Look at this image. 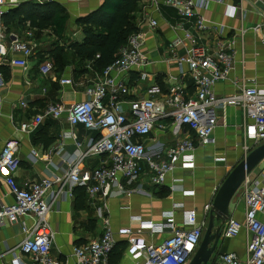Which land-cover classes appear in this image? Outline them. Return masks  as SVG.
Masks as SVG:
<instances>
[{
  "label": "built area",
  "instance_id": "obj_1",
  "mask_svg": "<svg viewBox=\"0 0 264 264\" xmlns=\"http://www.w3.org/2000/svg\"><path fill=\"white\" fill-rule=\"evenodd\" d=\"M59 1L74 3L83 0H36L38 4ZM262 1L254 0V3ZM149 3L154 11H158L160 6L170 7L180 18L194 20L193 27L199 35L214 34L211 45H200L193 35L184 32L182 37L176 38L169 46L171 52L178 48L184 49L183 57L173 55L170 61L176 64L181 74L186 66L194 93L186 95L180 86H175L169 95L160 100H125L129 95V87L121 77L152 64L144 52L145 34L139 31L127 39L126 45L119 50L108 67L95 75L93 80L80 83L81 86L87 85L85 101L73 104L67 110L57 104H48L40 115L22 124L20 132L28 134L45 118L57 120L65 116L69 125H81L86 130L99 132L100 136L96 139L89 138L83 144L75 142V153L65 160L67 170L63 176H58L55 173L57 168L48 162L50 170L55 172L40 182H27L23 188H19L14 180L20 164L16 156L18 143L10 140L4 144L0 152V180L6 184L14 202L9 206H0V227L4 222L14 223L22 217H29L33 221L29 229H22L25 237L17 248L18 254L26 257L28 261H20L17 254L12 252L11 264H62L50 256L53 234L47 217L58 200L72 197L74 188H83L90 199L100 197L107 200L109 197L123 194L120 179L131 183L139 178L142 171L141 161H145L147 165L149 183L152 186L163 185L167 175L177 168L193 170L195 142L201 146L215 143V111L218 109L232 107L243 113L244 159L253 147L264 144V89L251 84L242 76L233 80V93L218 97L213 91L217 84L229 81L234 69L236 42L239 41L241 46L243 45L246 30L240 28L235 37L225 38L224 26L209 22L200 14L207 11L212 4L223 5L227 18L238 16L243 25L248 14L243 6L244 0H240L235 6L225 5V0H149ZM16 5L14 1L0 0V64L9 57L11 66L25 68L34 46L12 35L8 37L9 43L5 44L7 37L2 26L3 15ZM145 21L148 30L156 29L157 22L145 14L138 20L140 30ZM250 30L264 46V21L253 25ZM87 68H90V65ZM52 69V64L46 62L40 66V73L47 76ZM140 73L141 81L149 78L147 74ZM59 84L71 86L73 82L60 80ZM2 86L0 73V88ZM156 92L158 90L152 88L151 93ZM24 105L21 104L22 107ZM165 120L170 121L172 125L187 128L195 135V140L185 139L178 142L165 152L164 161L157 163L146 155L143 144L137 139L148 136L159 122ZM249 144L253 146L250 147ZM89 157L103 159L90 178L86 179L81 177L80 165ZM29 159L35 163L36 153L31 152ZM257 169L258 174L253 176L251 173L247 176L239 189L244 209L242 221L229 218L220 231L222 239L236 238L242 231L246 234L244 259L226 254L212 264H264V161ZM90 181L92 184H89ZM175 188H171L173 192L176 191ZM210 210L211 204L206 205L203 213L207 216ZM106 214L107 206L103 203L96 209V218L102 224V234L97 240L72 250L74 264H109L110 254L115 246V234ZM163 219L165 223L155 225L136 217L131 218V222L139 225L138 232L147 231L154 235L164 233L166 228L170 229L171 235L156 247L147 246L141 240L132 238L133 232L130 229L119 232V235L129 237V256L135 264L190 263L207 226L205 220L199 221L196 211L184 212L180 224L182 230L176 231L173 214L166 213Z\"/></svg>",
  "mask_w": 264,
  "mask_h": 264
},
{
  "label": "crops",
  "instance_id": "obj_2",
  "mask_svg": "<svg viewBox=\"0 0 264 264\" xmlns=\"http://www.w3.org/2000/svg\"><path fill=\"white\" fill-rule=\"evenodd\" d=\"M2 1L16 2L17 5L13 8L26 2L37 3L36 0ZM102 2L103 0H83L74 3L64 1L56 3L68 16L64 35L66 44L82 41L80 30L75 26L76 20L97 10ZM239 2L240 0H225V5L235 6ZM243 6L248 12L243 25L238 16L227 18L223 5L212 4L207 11L200 12L207 21L225 27V38L235 37L240 28L246 30L243 45L241 46L239 41L236 42L234 69L229 81L214 86L213 91L218 97L233 93V80L242 76L251 84L264 89V46L250 30L253 25L264 21V0L256 4L254 0H244ZM139 10V21L146 14L157 22V27L153 31L148 30L147 21L140 30L145 34L144 52L147 53L152 64L138 70L139 72L134 70L127 76L121 77L129 87V95L125 100L144 98L160 100L169 95L175 86H180L186 95H192L194 86L187 74L186 66L183 67L181 74L176 64L170 61L173 55L183 57L185 51L183 48H178L171 52L169 46L176 38L182 37L184 32L193 35L200 45H211L214 34H197L193 27L194 20L180 18L170 7L160 6L158 11H154L149 0H142ZM4 34L7 37L5 44L9 43L8 37L12 35L34 46L32 56L27 60L25 68L11 66L9 57L0 64L3 79V86L0 88V152L7 141L14 140L18 143L16 156L20 164L14 180L19 188H23L27 182H40L55 172L50 170L48 162L57 168L55 173L58 176H63L67 170L65 160L75 153V142L83 144L89 138L96 139L100 136L99 132L86 130L81 125H69L65 116L57 120L45 118L28 134L19 130L22 124L40 115L48 104H57L67 110L73 104L85 101L84 93L87 85L81 86L80 83L84 80H93L98 72L91 67L87 68L89 64L82 63L68 50L59 53L64 60L61 68H58L55 62V59H58L56 49L65 48L67 45L59 40L51 29L35 31L25 28L10 34H6L4 29ZM46 62L51 63L53 69L50 74L43 76L40 73V66ZM140 72L147 74L149 78L141 81ZM60 80H70L73 85L61 86ZM152 88H156L158 92L151 93ZM22 103L25 104L24 107L21 106ZM124 109L127 111L126 106ZM215 117L217 121L213 134L215 143L201 146L193 141L196 146L193 170L177 168L167 175L163 185L152 186L149 183L150 174L147 165L145 161H141L142 171L137 180L131 183L123 179L119 180L123 194L118 197H109L107 200H102L100 197L90 199L84 190L87 202L82 203V209L78 210L75 208L74 192L71 198L58 200L47 217L53 234L51 258L62 264H74L72 250L100 238L102 224L96 218V209L103 203L107 206L106 216L115 234V246L110 254L109 264H135L129 256V237L119 235L122 230L130 229L133 232L132 238L141 240L147 246L155 247L171 235L168 228L164 229L162 234L138 232L139 225L131 222L132 217L159 225L165 223L164 214L171 213L174 216L175 230L180 231L183 213L196 211L199 221L205 220L207 224L209 213L207 216L203 213L204 207L212 205L216 193L227 176L244 159L243 113L237 108L227 107L216 110ZM185 139L195 140V135L187 128L172 125L170 121L165 120L159 122L148 136L138 138L137 141L143 144L146 155L159 163L164 161L165 152L169 148ZM255 148L257 147H253L251 151ZM31 152L37 155L35 163L29 159ZM101 159L103 158L89 157L83 160L80 165L81 177L89 179L91 173L99 167ZM89 184H92V181ZM172 187H176V191L173 192ZM78 189L83 188L76 187L73 190ZM110 191L112 192L111 189ZM13 202L12 194L4 181L0 180V206H9ZM243 211L240 196L238 200L231 201L230 218L242 221ZM32 223L29 217L19 218L14 223H3L0 227V264H11L12 252L17 254L20 261H28L26 257L18 254L17 248L25 237L22 229H29ZM245 247L246 234L243 231L233 239L220 238L210 264L226 254H233L243 260Z\"/></svg>",
  "mask_w": 264,
  "mask_h": 264
},
{
  "label": "trees",
  "instance_id": "obj_3",
  "mask_svg": "<svg viewBox=\"0 0 264 264\" xmlns=\"http://www.w3.org/2000/svg\"><path fill=\"white\" fill-rule=\"evenodd\" d=\"M141 1L103 0L97 10L76 20L75 26L82 35L80 43L66 44L64 35L68 16L56 3L38 4L33 1L20 4L3 15L2 26L6 34L20 32L25 28L35 31L51 29L67 45L56 49L58 59L55 62L58 68H61L64 60L59 53L68 50L82 63L89 64L92 70L100 73L113 62L119 50L126 45L127 39L139 33ZM82 190H73L77 210L82 209V203L87 202L85 191Z\"/></svg>",
  "mask_w": 264,
  "mask_h": 264
},
{
  "label": "water",
  "instance_id": "obj_4",
  "mask_svg": "<svg viewBox=\"0 0 264 264\" xmlns=\"http://www.w3.org/2000/svg\"><path fill=\"white\" fill-rule=\"evenodd\" d=\"M264 161V144L247 155L227 176L211 205L207 226L199 247L189 264H210L220 242L222 226L230 218L229 205L245 178Z\"/></svg>",
  "mask_w": 264,
  "mask_h": 264
},
{
  "label": "rangeland",
  "instance_id": "obj_5",
  "mask_svg": "<svg viewBox=\"0 0 264 264\" xmlns=\"http://www.w3.org/2000/svg\"><path fill=\"white\" fill-rule=\"evenodd\" d=\"M258 172H259V169L256 168V169L252 172L251 175H253V176H254V175H257ZM238 195H239V191H238V193H237V196H236L235 198H233L232 201H233V200H238V199H239V196H238ZM203 235H204V232H203ZM202 239H203V236H202V238H201V241H202Z\"/></svg>",
  "mask_w": 264,
  "mask_h": 264
}]
</instances>
